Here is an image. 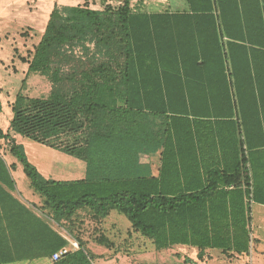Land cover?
<instances>
[{
  "label": "trees",
  "instance_id": "1",
  "mask_svg": "<svg viewBox=\"0 0 264 264\" xmlns=\"http://www.w3.org/2000/svg\"><path fill=\"white\" fill-rule=\"evenodd\" d=\"M133 1L102 9L87 2L56 4L30 59L23 58L30 64L28 78L37 74L48 79L51 91L40 97L19 92L12 104L11 131L84 160L88 175L79 181L47 179L23 146L12 145L43 199L37 207L42 214L11 193L16 187L8 171L6 178L0 176V264L52 257L69 241L49 219L72 221L84 208L99 222L118 211L132 223L130 232L150 239L157 250L183 244L200 248V255L208 248L250 252L251 205L264 204V66L257 61L260 57L264 65V41L258 49L251 36L227 34L224 42L225 33H216L218 51L213 52L201 35L194 41L193 32L175 31L177 13L150 12L144 0ZM186 1V14L240 15L245 24L254 7L245 0ZM210 60L220 64L227 78L224 87H215L220 94L214 105L217 115L229 110L237 117L243 135L239 149L249 153L245 170L239 162L195 194L187 183L180 195H168L164 174L176 165L167 163L159 177L151 173L137 182L143 177L139 149L130 139L142 137L144 119L156 124L158 118L179 119L183 133L194 135V62L209 68ZM139 93L149 97L138 99ZM151 130L157 137L156 128ZM257 133L260 143L254 142ZM131 176L136 179L132 183ZM232 184L233 190L225 189ZM109 240L104 236L99 242L120 248ZM54 264L97 263L81 241L79 249Z\"/></svg>",
  "mask_w": 264,
  "mask_h": 264
},
{
  "label": "crops",
  "instance_id": "2",
  "mask_svg": "<svg viewBox=\"0 0 264 264\" xmlns=\"http://www.w3.org/2000/svg\"><path fill=\"white\" fill-rule=\"evenodd\" d=\"M31 1L33 0H0V98L2 101L0 127L4 133V137H0V176L6 178L5 172L8 171L16 188L11 190L6 184L3 186L42 214L37 207L42 206L43 199L32 186L28 187L26 182L28 176L24 166L11 152L13 144L24 147L29 160L47 179L79 181L86 179L88 172L84 160L60 151L75 159L61 158L54 151L56 149L11 131L14 116L12 104L18 93L24 92L31 97H40L49 95L51 91L48 79L37 74H32L28 78L30 64L23 58L30 59L35 46L45 32L56 4L77 5L68 4L62 0H40V8L44 5L47 9L43 16L45 19L43 26L38 31L37 22L42 14L37 11L22 12L21 10L24 4ZM123 1L99 0L89 5L94 9H102L107 4L119 5ZM136 2L138 0L133 1V3ZM144 2L150 12L163 13L169 10L170 15L177 13L179 17L176 18H179V22L175 23V31L180 32L181 35L193 32L194 41L196 36L201 35L208 50L213 52L218 51L214 40L216 33L221 36L225 33L224 42L228 41L227 34L251 36L258 49H261L259 44L264 41V0H245L247 5L248 3L254 5L251 18L248 17V24H245L240 15L186 14L183 12L188 7L186 0H144ZM257 2L260 3L261 9L257 7ZM155 4L165 9H157ZM28 28L35 29L29 39L24 37V32ZM257 61L264 66L260 57ZM207 66L209 68H201L194 62V135L183 133L184 123L179 119L158 118L156 124L144 119L142 137L130 139L131 145L139 149V165L143 177H137V182L142 183L151 173L159 177L161 167L167 163L176 165L164 174L168 195H180L187 183L194 187L195 194L215 181H220L223 176L221 171L235 170L239 162L242 163V170H245L248 162L245 160L249 153L247 150L244 154L240 152L239 139L243 138V135L239 134L237 117L231 116L229 110H223L221 115H217L214 105V99L219 98L220 94L216 92L215 87L216 85L224 87L226 84L224 79L227 78L219 67V63L210 60ZM145 95L139 93L135 96L140 99ZM146 97L148 98L149 94ZM164 98L167 100V97ZM171 111L167 112L168 115H176L177 112ZM147 114L151 116L150 112ZM151 128H156L157 137L151 136ZM261 140L260 134L257 133L254 142L260 143ZM132 180L133 177H129L130 183L135 181ZM225 189L233 190L234 185L226 186ZM49 221L69 241V248L75 249V243L81 245V241L85 242L97 264H164L165 261H170L171 264H181V261L184 264H190L185 263L188 259L194 261V264H264V204L260 203L253 202L251 205L249 226L251 250L244 254L225 253L221 249L208 248L200 255V248L183 244L157 250L150 239L130 232L132 223L126 216L115 210L100 222L93 219L89 208L78 210L72 221L65 220L62 224L51 219ZM104 236L120 248L110 249L104 246L99 242V239ZM5 264H54V261L52 257H43Z\"/></svg>",
  "mask_w": 264,
  "mask_h": 264
},
{
  "label": "rangeland",
  "instance_id": "3",
  "mask_svg": "<svg viewBox=\"0 0 264 264\" xmlns=\"http://www.w3.org/2000/svg\"><path fill=\"white\" fill-rule=\"evenodd\" d=\"M64 1L65 3H68V4H85L87 2V4H90L92 2H98L99 0H62ZM115 1H118V0H115ZM153 1V0H152ZM156 1H159V0H156ZM40 0H33L27 4H24V7L21 9L22 12H26V11H31V12H34V11H37L39 14H42L40 15V17L38 18V22H37V30L40 31V29L42 28V24L44 23L45 19H43V16H45L46 14V9L45 6L43 5L41 8H40ZM1 6V5H0ZM4 6V5H3ZM155 8L157 9H165L164 7L162 6H158V5H154ZM20 10V9H19ZM35 32V29H32V28H28L27 30H25L24 32V37L28 38L32 35V33ZM35 44L33 43V46ZM51 150V148H49ZM53 150V149H52ZM56 151V153L59 155V157H70V156H66L64 153L58 151V150H54ZM70 159H75L73 157H70ZM61 163V162H60ZM27 184H28V187L31 188V182H30V179L27 178L26 180ZM214 258V257H212ZM174 263V262H173ZM185 263H190V264H194V261H186ZM164 264H171L170 261H165ZM181 264H184V262L181 261Z\"/></svg>",
  "mask_w": 264,
  "mask_h": 264
},
{
  "label": "built area",
  "instance_id": "4",
  "mask_svg": "<svg viewBox=\"0 0 264 264\" xmlns=\"http://www.w3.org/2000/svg\"><path fill=\"white\" fill-rule=\"evenodd\" d=\"M74 247H75V249H71V248H69L68 246H66L65 248H63V249H61V250L55 252V253L53 254V256H52L53 261H54V262L59 261L60 259H62V257H63L64 255L70 253L71 251H74V250L79 249V248H80V245H79L78 243H75V244H74Z\"/></svg>",
  "mask_w": 264,
  "mask_h": 264
}]
</instances>
